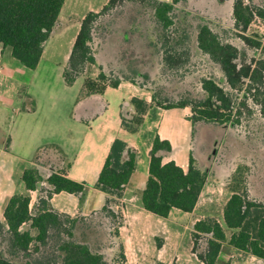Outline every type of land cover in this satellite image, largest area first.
Here are the masks:
<instances>
[{"label": "trees", "instance_id": "trees-1", "mask_svg": "<svg viewBox=\"0 0 264 264\" xmlns=\"http://www.w3.org/2000/svg\"><path fill=\"white\" fill-rule=\"evenodd\" d=\"M65 1L0 0V44L4 48H11L13 57L23 66L35 70ZM125 1L109 0L100 12L91 11L81 20L63 76L66 84L72 86L88 69L98 67L100 72L95 78L85 79L82 97L102 95L109 87L118 88L122 82H129L128 79L124 81L115 76L113 71L107 74L97 62L92 46L97 21ZM187 1L140 0L141 3H150L156 23L162 28V59L169 70L178 71L190 62L189 49L184 47V41L178 39L174 29L176 7ZM233 15L238 37L249 48L260 50L262 56L250 59L246 51L222 40L208 24L200 25L197 46L220 66L228 89L214 79L206 78L202 80V89L206 93L204 99L183 98L178 102L167 103L161 101L156 92L152 93V103L133 98L128 105L122 106L121 122L125 131L137 134L153 105L165 110L190 108L193 126L199 123H239L241 109L247 106L245 101L236 99L237 93L249 96L264 115V41L258 36L247 35L256 18L264 20V6L252 7L245 0H235ZM131 83L135 84L133 81ZM128 106L133 109L132 115L126 111ZM47 147L56 149L64 157L58 146L47 145L39 150L37 158ZM172 150L169 141L161 140L159 136L155 138L150 153L149 177L140 193L143 207L161 218H167L174 209L192 213L208 180V172L197 164L192 154L187 171L173 161L164 164L163 159ZM37 158L35 164H42ZM135 168L136 151L125 141L116 139L95 184L108 196L100 213L115 224L114 237H119V228L123 226L120 200ZM22 181L28 191H36L44 179L38 166L34 165L25 170ZM46 182L51 189L42 188L44 195L33 209L30 208L31 198L28 195L12 197L6 206L4 221L0 220V264H126L122 245L111 262L104 253L93 250L89 244L76 241L77 219L60 214L51 207L54 194L68 192L81 196L86 185L71 180L66 171L61 169L53 172ZM193 229V253L203 264H223L220 256L229 248L264 261V203L252 199L247 190L235 191L231 196L224 207L222 224L214 218H207L197 222ZM52 239H55L56 251L50 256L45 255L43 249L49 246ZM202 240L206 247L198 253L196 246ZM4 243H7V249L3 248ZM19 258H23L24 263Z\"/></svg>", "mask_w": 264, "mask_h": 264}, {"label": "crops", "instance_id": "crops-1", "mask_svg": "<svg viewBox=\"0 0 264 264\" xmlns=\"http://www.w3.org/2000/svg\"><path fill=\"white\" fill-rule=\"evenodd\" d=\"M67 1L35 70L23 66L13 57L11 48H4L0 44V220L4 221L5 208L14 196H30V208L33 209L44 195L42 188L51 189L46 180L58 169L66 171L71 180L86 186L81 196L68 192L54 194L50 202L53 210L72 218H88L100 213L108 196L95 184L112 143L121 139L136 151V168L120 200L124 221L119 228V237H114L115 246L111 250L119 252V246L122 245L126 264H172L174 256L168 258L170 247H175V256L183 249V242L178 240L182 236L179 232L182 222L194 217V227L197 222L214 217L210 211L200 209V204L206 202L204 200L202 203V200L208 184L192 213L174 209L167 218H161L143 207L140 193L149 177L153 143L157 136L171 143L173 150L163 159L164 164L173 161L187 171L192 154L197 164L205 170L201 155L203 152L211 155L217 142L210 149L200 152L197 145L198 130L201 126H220L206 123L193 126L190 108L165 110L153 105L140 131L130 134L122 127V106L128 105L133 98L152 103L149 92L133 83L122 82L118 88H107L102 95L82 97L85 79L97 76L89 73L68 86L63 73L80 28L69 41V50L63 62H58L51 54L53 38L60 28ZM126 111L129 115L133 114L130 106ZM47 145L58 146L64 157L56 161L55 165L35 164L39 150ZM34 165L38 166L44 181L36 191H28L22 176L26 169ZM215 170L214 176L221 177V170ZM213 189L222 191L217 186ZM233 194V191L230 192L224 207ZM219 198L214 194V202ZM216 220L221 223L219 219ZM230 235L227 234L228 237ZM156 252L157 258L150 260V254ZM188 253H191L190 248ZM191 255L194 256L193 253ZM220 259L229 264H264L262 259L233 248L223 252ZM186 264L203 263L197 258H190Z\"/></svg>", "mask_w": 264, "mask_h": 264}, {"label": "rangeland", "instance_id": "rangeland-1", "mask_svg": "<svg viewBox=\"0 0 264 264\" xmlns=\"http://www.w3.org/2000/svg\"><path fill=\"white\" fill-rule=\"evenodd\" d=\"M108 2L109 0L67 1L61 16L60 28L52 44L51 54L58 62H63L69 50V41L80 28L83 16L91 10L100 12ZM245 2L252 7L264 6V0H245ZM234 3L235 0H188L176 7L174 28L176 36L184 41V47L188 48L190 53V62L176 71L169 70L163 63V31L156 23L150 3L126 0L101 17L95 25L92 46L97 62L104 66L107 74L113 71L115 76L124 81L128 79L130 83L133 81L151 95L156 92L159 99L167 103L178 102L183 98L204 99L206 93L202 89V80L206 78H212L228 89L220 66L199 50L197 35L199 26L208 24L222 40L246 51L250 59L261 57L260 50L249 48L238 37L239 31L236 30L233 15ZM247 35L258 36L264 41V20L256 18ZM88 70L84 77L88 76V73L98 75L100 72L98 67ZM236 96L238 101H245L247 106L241 109L239 123L219 125L220 128L201 126L198 130L197 145L200 152L210 149L211 145L217 142L211 155L209 152H203L201 155L203 167L208 172V185L202 200V203L204 200L206 202L200 204V209L210 211L211 215L221 223H223V204L232 191L247 190L252 199L264 202V115L261 114L259 106L254 104L245 93H237ZM60 158L62 155L59 151L47 147L39 154L37 161L44 166H50L55 165ZM215 169L221 170V177L214 176ZM215 186L222 188V191L220 192V189L214 191ZM214 194L220 197L217 202H214ZM74 219H77L76 241L89 244L93 250L104 253L108 260L113 259L115 253H118L111 250V247L115 246V224L110 219H105L101 213L88 218L74 217ZM193 221L194 217H190L189 220L182 222L179 231L182 236L178 240L183 242V249L175 256V247H170L168 258L174 256L172 264H186L190 258L198 259L197 254L193 253L195 247ZM187 245L190 247L187 248ZM3 246L7 249V243ZM55 246V239H52L42 253L50 256L56 251ZM205 247V241H200L196 246L197 252L204 251ZM186 248L188 252L190 248L194 256L188 253ZM157 256V252L150 254V260ZM19 260L24 263L23 258ZM221 263L226 264L225 261Z\"/></svg>", "mask_w": 264, "mask_h": 264}]
</instances>
